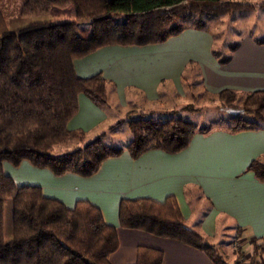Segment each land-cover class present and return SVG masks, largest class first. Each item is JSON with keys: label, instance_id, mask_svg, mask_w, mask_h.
I'll use <instances>...</instances> for the list:
<instances>
[{"label": "trees", "instance_id": "16d2710c", "mask_svg": "<svg viewBox=\"0 0 264 264\" xmlns=\"http://www.w3.org/2000/svg\"><path fill=\"white\" fill-rule=\"evenodd\" d=\"M72 7L77 22L89 24L88 37L80 35L77 23H42L10 31L0 9V264H110L119 248L116 229L106 226L100 211L87 202L72 210L44 197L35 187L16 188L5 176L3 164L18 168L23 162L49 171L55 178L74 175L94 177L102 164L127 153L133 161L159 151L169 156L188 149L198 132L208 136V128L196 129L180 118L130 116L126 125L131 142L125 147H109L105 136L81 149L54 155V148L69 140L84 141L82 132L68 131L78 113V98L85 97L95 108L109 109L108 83L102 76L80 80L74 62L110 47L147 48L163 45L186 31L208 33V23L224 15L254 10L234 0H24L20 16L38 18L52 10ZM264 9V4L261 6ZM214 43L217 37L211 36ZM264 46V40L254 41ZM223 48V47H222ZM239 43L211 51L220 67L232 62ZM197 70L189 63L181 77L184 87H192ZM205 96L219 103L229 115L224 131L229 135L264 132V92L222 91ZM237 100L241 106H234ZM187 111H193L191 105ZM224 122V121H223ZM264 185V157L246 169ZM12 203V241H4L5 204ZM121 230L137 231L154 238L202 252L212 264H228L214 246L185 224L173 197L163 203L149 200L122 201L118 208ZM240 233V232H239ZM257 262L264 246L254 240ZM240 253L234 264H244ZM163 254L138 248L135 264H162Z\"/></svg>", "mask_w": 264, "mask_h": 264}, {"label": "crops", "instance_id": "0c3cea01", "mask_svg": "<svg viewBox=\"0 0 264 264\" xmlns=\"http://www.w3.org/2000/svg\"><path fill=\"white\" fill-rule=\"evenodd\" d=\"M54 15L69 22L75 18L74 12L65 10ZM211 36L209 32L190 30L159 46L104 48L74 62V72L80 80L102 76L108 83V103L110 94L126 99L130 93L141 97L145 105L157 106L152 103L160 102L168 84L176 86L179 92L184 87L181 77L189 63L195 65L203 93L214 96L226 90L244 94L264 92V46L243 38L232 62L220 67L211 56L215 45ZM122 105L127 108V104ZM108 106L109 109L101 111L80 96L78 113L68 124V131L82 132L85 137L93 132L101 134V127L108 123L117 104ZM137 114L129 112L126 118ZM261 157H264L263 131L229 135L223 128L206 137L196 132L188 149L175 156L153 151L133 161L124 153L106 160L89 179L74 175L55 178L49 171L35 169L27 162L16 169L4 163L3 172L16 188H39L45 198L69 210L78 202L97 208L106 226L117 232L119 248L110 257V264H135L138 248L161 252L162 264H212L202 252L189 247L121 230L120 202L149 200L161 204L173 197L183 220L185 214H192L194 223L190 201L194 204L202 198L210 208L197 218L192 225L194 229H188L208 241L216 236L221 223L227 222L235 228L236 238L247 246L253 240L264 246V185L246 173L247 167Z\"/></svg>", "mask_w": 264, "mask_h": 264}, {"label": "rangeland", "instance_id": "374dc122", "mask_svg": "<svg viewBox=\"0 0 264 264\" xmlns=\"http://www.w3.org/2000/svg\"><path fill=\"white\" fill-rule=\"evenodd\" d=\"M241 4L253 6L254 10L240 11L221 17L214 18L208 23V30L211 35L217 37L214 45L215 49H227L230 45L239 43L243 38H250L254 41L264 40V9L261 6L264 0H234ZM24 0H0V9L7 22L10 31H18L32 25L50 23V24H72L77 23L80 30V35L88 37L90 34L89 24L86 21L77 22L74 18L73 22L67 19H58L54 14L61 10H52V12L45 17L38 18H22L20 16L21 7ZM64 11V10H63ZM65 11L74 12L72 7L67 8ZM223 47V48H222ZM164 90L163 97L157 106L145 105L141 97L133 96L128 93L126 99L115 98L112 94L109 95L108 104H117L109 115V121L106 125L102 126L101 134L93 132L84 137L83 143L76 140H69L66 143L54 148V155H63L77 149L83 148L85 145L95 141L98 137L104 135V143L109 147H125L131 142V135L126 125L114 132H110V128L117 123L127 122L126 118L129 112L138 113L133 119L138 117H150L154 113V117H161L162 119L175 117L184 121L193 123L196 129L208 128L210 131L225 128L228 124L229 115L219 109V103L213 101L210 97L205 96L201 100L193 101L192 96L203 94V88L200 84L199 77L192 83V87H183L178 91L176 86L171 84ZM167 86V85H165ZM182 90V91H181ZM116 99V100H115ZM122 104H127V108H123ZM162 104V106L160 105ZM191 105L193 111H187L186 106ZM159 106V107H158ZM236 107L241 106V101L237 100ZM224 121V122H223ZM99 133V132H98ZM193 214V221L196 224L203 213H206L210 208L208 202L202 198H198L193 204L190 201ZM4 241L9 243L12 241V203L9 201L5 204L4 212ZM184 224L190 229H194L192 225V214L184 215ZM236 230L227 222H222L218 233L213 239L208 240V244L214 246L218 254L228 264H234L238 255L241 253V261L248 264L253 256V249L251 245H246L239 238H236ZM247 246V247H246ZM257 262L264 258V253L260 250L258 252Z\"/></svg>", "mask_w": 264, "mask_h": 264}, {"label": "built area", "instance_id": "2783aa9c", "mask_svg": "<svg viewBox=\"0 0 264 264\" xmlns=\"http://www.w3.org/2000/svg\"><path fill=\"white\" fill-rule=\"evenodd\" d=\"M260 264H264V258L260 260Z\"/></svg>", "mask_w": 264, "mask_h": 264}]
</instances>
